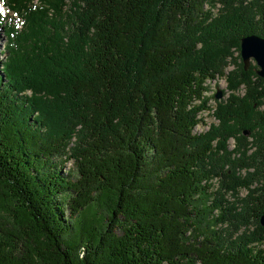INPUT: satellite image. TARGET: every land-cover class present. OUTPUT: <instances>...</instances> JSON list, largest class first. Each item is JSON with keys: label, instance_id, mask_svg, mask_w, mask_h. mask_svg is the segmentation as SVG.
<instances>
[{"label": "trees", "instance_id": "trees-1", "mask_svg": "<svg viewBox=\"0 0 264 264\" xmlns=\"http://www.w3.org/2000/svg\"><path fill=\"white\" fill-rule=\"evenodd\" d=\"M1 2L0 264H264V0Z\"/></svg>", "mask_w": 264, "mask_h": 264}, {"label": "rangeland", "instance_id": "rangeland-1", "mask_svg": "<svg viewBox=\"0 0 264 264\" xmlns=\"http://www.w3.org/2000/svg\"><path fill=\"white\" fill-rule=\"evenodd\" d=\"M0 11L2 12V14L7 15L6 10L1 6V4H0ZM214 12H216V11H214ZM5 44H6V38L4 37V33L2 31V28H0V63H2L5 60V57H4ZM250 66H256L255 62L251 61L249 67ZM257 69H258V67H257ZM232 70H233V67L230 66L228 68L227 72L232 71ZM206 85H207L208 90L205 93V97H207L209 99V106L212 108V110L208 111V112H204L200 115L202 117V119L204 120L205 125H198L194 129L196 132H202V133L207 132L210 128V125H212V124L217 125L218 124V121L215 120V118L211 116L213 114V111L215 110V105H216L215 101L224 100L229 95V92L227 90V83H226L225 79H223V78H218L215 81L207 82ZM218 91L222 92V97L220 99H215V94ZM236 94L242 95L243 90L242 89L239 90ZM262 108H264V107H262ZM245 133H244V135L247 136L248 132L245 131ZM233 149H234V141L231 139L228 143V150L232 151ZM232 157L238 158L239 155H232ZM72 170H73V164L71 162H69V163H66L64 165L62 172L65 173V172L72 171ZM250 171L251 170L241 169L237 172V175L239 178H243V176H246V173L250 172ZM223 172L226 175L230 174V171H228L227 166L224 167ZM230 182H231V180H224L222 177L218 176L217 178H214L212 180V183H211L212 188L210 189V192L220 191V189H222V187H226L228 184H230ZM246 194H247L246 189H239L237 196H235V194L232 193V191H230V192L224 194V196H222V197L226 200L227 204L239 207V205H240L239 200H241V199L246 200V198H245ZM213 215L216 217L218 215V212L214 211ZM260 219H261V217L259 218V224H260ZM227 225H228L227 223L218 225L217 229L218 230L220 229L222 232L226 231V233H228V230H230V229ZM255 227L256 226H255L254 221L251 220L249 225H247L246 230H244V228H241L236 236L237 237L240 236L243 232H247V233L251 232L255 229ZM235 237L233 239H235Z\"/></svg>", "mask_w": 264, "mask_h": 264}, {"label": "water", "instance_id": "water-1", "mask_svg": "<svg viewBox=\"0 0 264 264\" xmlns=\"http://www.w3.org/2000/svg\"><path fill=\"white\" fill-rule=\"evenodd\" d=\"M240 58L244 65V69L247 70L250 62L254 61L258 67L256 75L260 78H264V39L256 35H250L241 39L240 42ZM222 92L218 91L215 94V99H220ZM246 134V133H245ZM261 227H264V215L260 219Z\"/></svg>", "mask_w": 264, "mask_h": 264}, {"label": "clouds", "instance_id": "clouds-1", "mask_svg": "<svg viewBox=\"0 0 264 264\" xmlns=\"http://www.w3.org/2000/svg\"><path fill=\"white\" fill-rule=\"evenodd\" d=\"M82 254V253H81Z\"/></svg>", "mask_w": 264, "mask_h": 264}]
</instances>
